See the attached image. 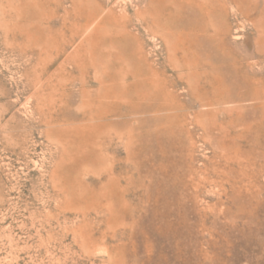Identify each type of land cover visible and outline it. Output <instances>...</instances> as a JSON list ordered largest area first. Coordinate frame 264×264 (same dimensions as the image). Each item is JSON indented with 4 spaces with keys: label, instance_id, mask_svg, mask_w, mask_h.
Returning <instances> with one entry per match:
<instances>
[{
    "label": "rangeland",
    "instance_id": "rangeland-1",
    "mask_svg": "<svg viewBox=\"0 0 264 264\" xmlns=\"http://www.w3.org/2000/svg\"><path fill=\"white\" fill-rule=\"evenodd\" d=\"M90 1L0 0V264H264V0ZM188 24L252 99L130 112Z\"/></svg>",
    "mask_w": 264,
    "mask_h": 264
},
{
    "label": "bare ground",
    "instance_id": "bare-ground-1",
    "mask_svg": "<svg viewBox=\"0 0 264 264\" xmlns=\"http://www.w3.org/2000/svg\"><path fill=\"white\" fill-rule=\"evenodd\" d=\"M69 1L71 4L69 6L72 7L71 10H76L78 6H81V2H84V0H69ZM88 2L90 3L91 1L88 0ZM175 3H176V8L179 10H182V7H184L183 9L184 13L187 11V9L185 10V6L190 8H196V10L198 11L197 14L199 13L198 16L201 17L202 15H205L208 19H210L211 10L205 9L207 7L206 5L207 3L197 2L196 0H178V1L175 0ZM83 4H87V3L84 2ZM93 5L94 4H92V6ZM102 12H103L102 8L98 7V8H94V10L87 13L88 16L86 18L88 20L86 21L83 27V31H85L91 23H93L98 17H100L99 15L102 14ZM193 15H194L193 12H186L185 17L190 18L191 16L193 17ZM103 27H100V29H102ZM257 27L255 28L257 29ZM167 28H169V26ZM120 34L121 33L118 30L117 33H112L111 37L109 38H114L115 40H117ZM95 36H97V32L92 34V38ZM92 38H90V40ZM100 38H102V36ZM113 41H111V43ZM217 41H218V33L216 30H214V28H212V25L206 26L205 28L201 27L198 24L185 25L184 28L182 29V33H180V35L176 37L174 42L172 41L173 43L171 46V49L173 51L172 57L174 58V60H176L175 63H177L175 64V71H176L175 79L174 78L168 79V76L166 77L163 72L154 71L152 70L151 67L149 74H147L144 78L141 79L140 84H138V79L140 78H137V80L133 79V81L126 86L127 87L134 86L135 89L138 87L139 89L142 88L140 92H138V90L133 91L135 92L136 100L144 101L147 99L149 102L150 99V102L152 103H148V102L147 104H142L143 102L135 103L132 100L133 103H130L129 105L130 112L132 113L152 112L153 114L163 112L164 116L158 117L157 118L158 122L163 120L168 121L174 119L175 120L184 119L183 110L185 109V104H182L180 101H178L177 98L172 94V89L175 87H179L182 91H184L185 96L189 98L190 103H193L194 106L197 105L200 108H206L208 110H210L211 108L217 109V107L221 108L220 106L222 105L235 103V102H242L252 99L249 93H245L241 97H234L227 93L230 89V86L232 85L237 89L241 87H248L249 79L247 78V76L232 78L226 72V70L221 69L218 59V53H217V51H219L220 45L219 43H217ZM116 47L117 46H115V48ZM259 48L262 49L263 47L259 46ZM179 53L180 55L178 57L177 54ZM228 77L229 80H226ZM227 81H229L232 85L229 84ZM129 98L127 99L129 100ZM161 101H163V103ZM199 115H201V112H199ZM197 118L198 116H195L196 120Z\"/></svg>",
    "mask_w": 264,
    "mask_h": 264
}]
</instances>
